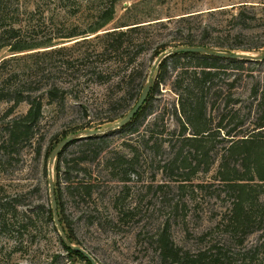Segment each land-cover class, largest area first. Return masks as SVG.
I'll return each instance as SVG.
<instances>
[{"label": "rangeland", "instance_id": "rangeland-1", "mask_svg": "<svg viewBox=\"0 0 264 264\" xmlns=\"http://www.w3.org/2000/svg\"><path fill=\"white\" fill-rule=\"evenodd\" d=\"M19 4V7L14 5V9L24 12L20 18H27L30 24L21 32L22 43L35 47L15 53L7 46L0 51V61L9 58L13 59L11 64L20 66L30 64L29 53L59 46L69 48L65 54L72 58L80 57L97 45L98 37L104 32L123 23L158 17L168 20L189 12L219 8H227L226 13L205 19L215 25L223 24V31L229 34L231 41L240 32L238 42L252 46L264 44V0H118L113 18L106 26L97 32L73 37L66 36L75 30L76 33L91 30L102 20L101 12L106 7L103 0H20ZM242 4H248L249 9L252 7L257 13L255 22L250 23V17L245 21L251 24L247 29L244 21L234 18ZM165 23L166 26L156 25L143 31L146 36L159 29L162 35H157L154 44L128 68L116 73L112 81L100 83L83 75L80 80L83 91L77 100L68 98L60 104H45L34 135L16 147L10 162L4 159L0 147V264H89L68 252L49 215L50 154L72 133L78 139L65 147L52 165L59 212L61 208L64 210L69 227L64 222L63 226L70 241L89 251L99 264H175L162 262L158 256L157 237L165 228L182 254L195 257L205 252L207 261L215 260L216 264H264V229L247 235L242 243L231 236L226 216L232 196L217 177L221 155L231 138L226 130L234 126L235 138L243 134L241 121L253 99L251 89L258 82L263 83L264 47L238 50L252 56L250 59L255 65L245 62L234 68L231 75L220 73L214 79L213 88L205 93L209 126L215 130L225 113V127L200 151L193 142H186L183 155L188 156V160L184 164L195 166L200 162L202 168L191 174L190 180H184L189 176L188 169H180L179 173L176 169L174 173L167 169L181 166V161L171 162L164 171L166 162L183 146L182 124L174 115L175 109H180V91L175 89L174 80L184 66L174 69L172 59L167 79L150 92L151 99L148 96L150 100L139 119L115 131L99 134L95 139L78 135L85 129H105L121 120L135 105L142 92L139 83L142 79L136 81L137 85L131 90L134 97H131L129 83L122 78L136 64L143 66L144 76L150 73L157 58L154 48L158 42H169L170 47L179 43L174 41L177 36L174 28L179 24ZM87 69L80 74H86ZM57 79L59 84H70V79L62 75ZM9 106L10 103L0 101V117ZM28 108L27 103H22L16 113L23 114ZM237 108L241 112L232 118L229 111ZM116 116L120 117L110 121ZM6 120L0 118V144ZM166 126L169 129H165ZM189 135L192 134L187 131L186 136ZM208 163L211 169L204 171ZM68 167H71L70 173L66 172ZM82 178L92 180L95 185L89 196L70 187L73 180L77 182ZM8 198L19 200L16 216L4 214L2 202ZM217 251L222 256L219 261L211 257Z\"/></svg>", "mask_w": 264, "mask_h": 264}, {"label": "trees", "instance_id": "trees-1", "mask_svg": "<svg viewBox=\"0 0 264 264\" xmlns=\"http://www.w3.org/2000/svg\"><path fill=\"white\" fill-rule=\"evenodd\" d=\"M103 2L106 7L101 12L102 20L95 27L91 28V30L85 29L81 33H76L77 30L72 31L66 37L97 32L106 26L113 18L115 5L118 0H103ZM19 3L20 0H0V51L7 46L15 53L27 51L35 47L22 43L21 32L26 30L30 24L27 18H20V14L22 13L23 15L24 12H21L19 8L14 9V5L20 6ZM247 5L242 4L240 10L234 15L236 20L244 21L242 22L243 25H248L245 26L246 29L251 25L245 22L248 20V17L252 21L250 23L257 20L255 9L252 7L249 9ZM225 9L227 8L197 13L189 12L187 15L172 17L168 20L158 17L123 23L114 29L104 32L100 37L97 34L96 37L99 38L97 45L90 50H86L80 57L72 58L65 54L69 48L59 46L31 52L34 54L29 53L30 55L27 58H30L31 62L23 66L11 64V60L13 59L9 58L0 61V101L10 103L8 109L0 117L7 119L4 125L5 135L0 144L4 159L10 162L13 159L12 154L16 151V147L32 138L35 128L43 116L45 104H60L68 98L77 100L80 97L79 94L83 91L80 88V80L81 77H84L83 75L88 79L106 83L107 81H112L114 75L121 69L128 68L130 64L134 63L145 49L154 44L155 37L162 35V32L156 29L145 36L143 31L147 28H153L156 25L166 26L165 21H168V23L177 22L179 25L174 28L177 32V36H174V41H179L177 45H201L208 49L226 52L238 50L252 51L264 47V44L252 46L238 42V38L241 36L240 32L231 41L229 34L223 31V24H219L220 26L215 25L211 20L205 19L216 13L225 14L227 11ZM247 13L251 16H248ZM170 46L169 42H158L154 48L156 55L158 56ZM94 59L102 62L96 64ZM171 59L176 63H174V69H177L179 65L184 66V69L176 74L174 80L175 89L180 91V109H175L174 115L182 124L180 135L183 137V146L178 152H175L171 161L166 162L164 171H167L165 169L171 162L181 161V166L175 168L169 167L167 169L172 170V173H174L175 169L177 170L176 173H179L180 169L182 171H187L188 169L190 172L187 175L189 176L184 177V180H190L191 174L197 173L202 168L200 162L196 163L195 166H192L191 163L189 166L184 164L188 160V156L183 155L186 142H193L197 151H200L212 136L215 137L225 127L223 125L226 117L225 113L222 115V119L218 122L215 130L209 126L208 102L205 100V93L213 88L214 79L220 73L231 75L233 69L237 68L238 65L245 62H248L252 66L255 64L250 58H227L202 52L175 53L167 56L160 63L156 80L151 88L152 92L153 90H157L159 85L167 79L170 72L169 60ZM85 68H88L87 73L80 74ZM143 74L144 68L140 64H136L130 72L124 74L122 79L128 81V94L131 97H134V94H131V90L137 85L136 81L138 79H142V82L139 81V83L143 90L149 73L147 72L145 76ZM252 74L253 69L250 75ZM58 75L70 79V84H59L57 82ZM262 82V84L258 82L251 89L253 99L248 105L247 111L243 114V120L241 121V132L243 134L235 138L237 134H233L235 131L234 126L226 130V134L231 137L229 138L230 143L226 151L221 155L217 171V177L224 184L226 192L232 196L226 219L227 224L230 226L231 236L239 238V243H242L244 237L254 231L264 229V77ZM216 92L217 90H215ZM149 97L146 100L147 103L151 99ZM146 102L127 125H131L142 116L147 107ZM22 103H27L29 108L25 113L18 114L16 113V109ZM229 112L232 113L231 117L235 118L241 110L237 108L235 110L231 109ZM119 117H113L110 121H114ZM165 129L169 128L166 126ZM187 131H190L192 135L186 136ZM96 137L98 136H90L85 139H95ZM207 153L205 152L204 155H207ZM82 159L85 160L86 158ZM210 169L209 164L204 168V171H209ZM66 170L67 173H70L71 167H68ZM71 184L70 187L73 186L80 194L88 196L92 194L95 187L92 180H85L83 178L77 180V182L73 180ZM18 204V198L6 199L2 202L4 214L11 213V216H16L18 214L16 208ZM63 211L61 208L59 212L60 220L62 224L64 222L68 226L69 224L65 216H63ZM22 214L25 219L28 218L25 213L22 212ZM49 215L54 222L52 208L49 209ZM61 240L69 253L78 255L91 264L83 254L67 246L62 238ZM157 243L160 247L158 256L162 262L171 261L175 264H216L215 260L207 261L208 256L204 257L206 255L205 252L195 257L186 253L182 254L171 242L166 228L158 235ZM211 257L212 259L215 257L216 261H219L222 258L221 252L217 251L211 254Z\"/></svg>", "mask_w": 264, "mask_h": 264}, {"label": "water", "instance_id": "water-1", "mask_svg": "<svg viewBox=\"0 0 264 264\" xmlns=\"http://www.w3.org/2000/svg\"><path fill=\"white\" fill-rule=\"evenodd\" d=\"M186 52H202L206 53L209 55H214V56H220V57H227V58H250L249 54H245L240 51H233V52H226V51H217V50H212L208 49L204 46L201 45H177L173 47H169L165 50H163L156 58L154 64L151 67L149 76L147 78V81L145 83V86L140 94L139 99L135 103V105L127 112V114L118 122H115L113 124H110L107 126L105 129L101 128H95V129H85L83 131L79 132V137L80 138H87L90 136H96L102 133H107L111 132L117 129H120L127 125L129 122L133 120V118L136 116V114L140 111L142 106L145 104L146 100L148 99V96L151 92L153 80H154V74L155 71L158 67V65L162 62L164 58L167 56H170L175 53H186ZM261 59H264V54L261 56ZM75 139H78L75 133H72L68 136H66L64 139H62L52 150L49 158V190H50V200H51V208L53 210V220L54 223L61 235V238L65 242L67 246H69L71 249L80 252L81 254L84 255V257L90 261L91 264H99L98 261L93 257V255L87 251L85 248H83L80 245L73 244L70 242L68 239L67 232L60 220V215H59V204H58V199H57V194H56V187L54 183V178H53V163L56 160V157L58 154L69 144H71Z\"/></svg>", "mask_w": 264, "mask_h": 264}]
</instances>
